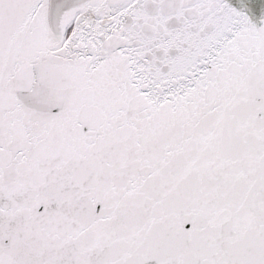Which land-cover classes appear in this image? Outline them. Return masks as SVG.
<instances>
[{
  "label": "snow or ice",
  "instance_id": "obj_1",
  "mask_svg": "<svg viewBox=\"0 0 264 264\" xmlns=\"http://www.w3.org/2000/svg\"><path fill=\"white\" fill-rule=\"evenodd\" d=\"M0 264H264V0H0Z\"/></svg>",
  "mask_w": 264,
  "mask_h": 264
}]
</instances>
